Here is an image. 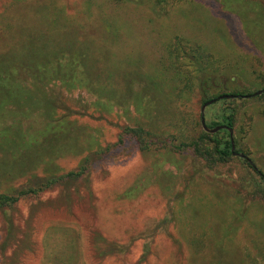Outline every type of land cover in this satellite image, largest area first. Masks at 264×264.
<instances>
[{"label": "rangeland", "instance_id": "obj_1", "mask_svg": "<svg viewBox=\"0 0 264 264\" xmlns=\"http://www.w3.org/2000/svg\"><path fill=\"white\" fill-rule=\"evenodd\" d=\"M9 1L0 0V47L19 25L41 28L44 22L23 0L11 4L16 11L9 7L7 27ZM55 2L65 16L56 21L93 37L89 54L99 46L101 82L114 90L117 103L106 100L99 108L84 89L52 87L59 95L53 114L69 112L80 147L58 157L54 172L76 170L82 162L86 171L0 209V264H264V180L237 155L211 163L191 146H178L202 129L205 95L198 88L177 97L166 68L168 43L178 41L221 58L216 82L204 87L208 95L264 87V0ZM262 99L244 93L217 99L202 116L209 125L233 109L234 148L264 175ZM40 122L37 114L21 118L8 110L2 124L30 131ZM86 144L89 149L80 151ZM13 150L6 158L0 150L6 169L0 191L38 184L45 173L40 165L22 167L25 159ZM34 173L39 180L29 178Z\"/></svg>", "mask_w": 264, "mask_h": 264}, {"label": "trees", "instance_id": "obj_2", "mask_svg": "<svg viewBox=\"0 0 264 264\" xmlns=\"http://www.w3.org/2000/svg\"><path fill=\"white\" fill-rule=\"evenodd\" d=\"M23 0H10L6 5V26L9 27V7L16 11V7L11 4L22 2ZM56 0H28V8L31 15L41 16L44 20L41 28L34 25H19L14 30V35L6 36V42L0 47V150L5 152L12 148V152L22 156L21 166L26 168L43 166L40 180L34 173L29 178L39 180L38 184H26L17 189L0 191V209L12 206L17 199L27 193L38 192L55 181L62 178H77L86 171V163L82 162L76 170H69L64 174L54 172L56 159L64 153L78 151L80 149L79 140L73 136L75 129L69 122V112L65 111L61 116H54L55 98L58 93L52 92V87L58 86L65 90L84 89L97 100L99 108L107 106L106 100L117 103L114 90H106L102 84L101 69L98 68L100 59L99 46H95L96 53H88L89 45L94 44L93 37L89 35H79L71 28H67L58 23L62 8L56 6ZM87 5L89 0H84ZM124 1L135 2L137 0H112V3ZM140 1V0H139ZM156 4L165 0H152ZM86 12V11H85ZM18 14V12H17ZM19 16V14H18ZM27 18V15L19 16ZM264 19V16H263ZM1 23V19H0ZM168 63L166 68L171 71V80L175 83L173 92L177 97L186 94L188 97L193 89H198L205 95L200 99V103L207 100H217L221 92L208 95L204 87L215 81V76L220 73L221 58L212 55L204 50L196 51L195 46L186 48L184 43L171 41L168 43ZM168 59V58H167ZM148 77V76H146ZM127 77L126 85H131L134 80ZM149 84H152L150 79ZM155 87V86H153ZM130 91L131 87L125 88ZM260 94L264 97V87ZM149 90V87L141 89L142 93ZM258 90V89H257ZM256 91V90H255ZM254 91V92H255ZM254 92L235 91L230 94L250 95ZM135 97V96H134ZM141 103L140 97L135 98ZM186 99V98H184ZM61 103L57 104L60 107ZM8 110H14L21 118H26L32 114L40 116L39 127L33 130H26L19 124L9 125L3 123V114ZM222 121L211 122L208 127L225 124L232 128L234 122L233 109L222 116ZM127 133L141 136L145 132L139 127H126ZM222 132L225 138L217 137ZM144 147L148 142L142 141ZM191 146L193 152L211 163L225 162L232 154L228 132L219 129L214 133H207L200 129L194 139L189 142H180L178 146ZM5 149V150H4ZM89 147L86 144V151ZM0 151V152H1ZM234 151L237 149L234 148ZM11 152V153H12ZM241 153V152H240ZM243 154V153H242ZM245 155V154H244ZM22 160V159H21ZM247 166L258 175L260 180H264V175L255 166L243 159ZM250 160V159H249ZM87 161V159H86ZM6 179V169L0 168V182ZM264 182V181H263ZM262 190L264 184L262 183Z\"/></svg>", "mask_w": 264, "mask_h": 264}, {"label": "water", "instance_id": "obj_3", "mask_svg": "<svg viewBox=\"0 0 264 264\" xmlns=\"http://www.w3.org/2000/svg\"><path fill=\"white\" fill-rule=\"evenodd\" d=\"M261 92H262V90L258 89L254 93H252V95H258ZM228 97H232V95H230V94H222V95L217 96V99L228 98ZM213 101H214L213 99L207 100L206 102L202 103L200 108H199V123H200L201 128L207 133H214L215 131H217L219 129H225L228 132L229 142H230V151L232 152V154L233 155H237L238 157H241V158L245 159L248 163L251 164L249 158L246 155H244V154H242L240 152L234 151V144H233V140H232V128L231 127H229V126H227L225 124H219V125H216V126H213V127H208L204 123V119H203V116H202L203 109H204V107L206 105L210 104ZM262 103L264 105V97L262 99Z\"/></svg>", "mask_w": 264, "mask_h": 264}]
</instances>
